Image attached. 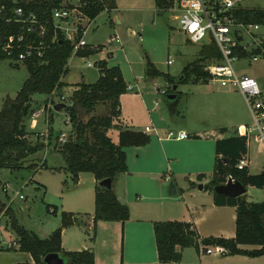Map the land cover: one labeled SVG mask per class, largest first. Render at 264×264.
<instances>
[{
    "label": "rangeland",
    "instance_id": "1",
    "mask_svg": "<svg viewBox=\"0 0 264 264\" xmlns=\"http://www.w3.org/2000/svg\"><path fill=\"white\" fill-rule=\"evenodd\" d=\"M243 3L248 6H263L264 0H244ZM114 4L117 7L116 10L99 13L95 21L91 23L87 38L89 43L90 41L104 43L115 30L120 35L123 48L115 50V58H109L108 64L119 65L128 85L134 87L132 91L127 90L129 94L123 98L122 105L128 111L140 109L143 114L137 119L138 122L143 126L144 124L154 126L160 136L159 139L165 137L167 131H176L178 127H185L201 135L206 131L217 132L219 126L223 124L222 116L215 117L209 115L210 113L206 115L204 111H211L214 109L213 106L216 110H220L227 102L234 105L239 103L238 96L232 95V99H227L228 91H234L232 87L201 80L180 83L177 88L181 93L176 104L178 113L172 115L169 111L166 93L171 89V84L166 76H179L183 66L191 62L195 56L197 57L201 46L190 43L185 34L179 31L178 21L175 18L178 12L174 10L177 7V0H173L169 6L160 9H156L155 0H114ZM117 19H119L118 22ZM96 25L100 28L94 31ZM261 29L264 31V25ZM128 30H133L135 35L131 36ZM147 59L163 74L148 78L145 74ZM168 59L172 60L171 64L167 63ZM87 60L88 58L70 57L66 64V72L62 76L64 86L53 96L52 94L50 96L34 94L31 97L32 110L26 119V124L29 127L30 120L36 118L34 114L40 113H38L41 115L38 118L39 128L43 132L39 133L43 135V137L40 136V141L44 145L43 149L27 159L25 168H0V208L3 207L4 212L9 208L6 215H3L0 209V264L19 262L23 259L22 255H18L14 250L18 247L17 245L9 247L10 243L15 242L16 237V232L10 225V215L16 219L18 225L33 231L40 238H47L60 226L62 212L76 213L80 228L76 226L75 221L69 225L72 229L67 232L65 239V247L69 248V251L80 248L83 237L87 235V226L83 222L88 213L93 212V194L95 193L93 174L82 172L79 181L74 183L65 168L64 155L57 151L60 142L53 137V134L58 132L66 133L67 137L70 131V125L65 121L66 108L56 110L55 105L58 103L67 105L75 84L93 83L99 76L96 66H86ZM205 64L207 65L208 62ZM235 66L241 70L240 72L250 76L256 75L264 68L261 61L249 63L247 66L245 61L240 59L235 62ZM83 69H86L84 73ZM28 76V68L22 62L0 59V110L6 98H15ZM165 90L167 92L162 93ZM50 99L55 104L52 107ZM156 101L157 108H155ZM143 102L149 108V114L145 109L143 111ZM108 111V104L101 103L97 105L94 113L103 115ZM46 112L48 120H46ZM49 128H52L53 134L47 130ZM116 129L112 127L109 130V135L114 141ZM150 135L152 143L146 149V158L141 160V163L138 160L136 164L133 159L131 167L152 170L142 175L135 174L131 178L126 198H135L136 194L139 197L151 194L150 196L158 197L147 200L150 205L157 209H172L177 212L183 207L180 191L171 194L170 184L176 182L177 186L184 190L193 183H196L194 185L196 189L202 185L205 186L211 180L214 169L212 144L207 140L190 142L187 139H181V141L167 139L166 142H159L154 132ZM31 138L34 139V136ZM206 138L210 139L209 136ZM163 145L167 149V156L170 157L167 164L161 151L164 150ZM250 152L253 160V163L249 164L250 173H260L264 153L258 150L256 144H251ZM159 155L161 163H159ZM138 165L142 166L138 167ZM27 166H31V169L26 168ZM40 168H42L40 171L34 170ZM156 169H171L173 175L162 177L161 171ZM198 175H202V181L199 180ZM114 181L117 187H122L126 191L124 174H119ZM160 182H164L161 188ZM162 196L166 198L162 200ZM243 197L252 202L264 200V188L248 186ZM47 204L57 207L56 214L49 212L52 207L47 208ZM107 255L109 258L118 257L119 259V252L117 253L115 249H109ZM261 256L263 257L258 256L251 264H264V255Z\"/></svg>",
    "mask_w": 264,
    "mask_h": 264
},
{
    "label": "trees",
    "instance_id": "2",
    "mask_svg": "<svg viewBox=\"0 0 264 264\" xmlns=\"http://www.w3.org/2000/svg\"><path fill=\"white\" fill-rule=\"evenodd\" d=\"M60 0H0V6L7 8L22 5L25 9L34 10L37 15L57 6ZM86 2L85 13L95 18L103 10L115 8L114 0H81ZM173 0H155L157 8L169 6ZM7 11H0V39L16 33L19 27L14 23H5ZM235 17L245 23H263L264 10L259 7L240 8L234 11ZM72 46L66 40L58 41L47 49L40 58L25 60L29 76L23 82L14 99L6 98L0 110V168L21 169L27 159L43 149L39 143V136L35 142L30 139V130L26 119L31 114V97L34 94L51 95L64 86L62 76L66 72V64L71 56ZM244 55L242 51L238 52ZM92 49H83L79 55L93 54ZM0 59H11L0 46ZM221 54L217 46L211 42L200 46L197 57L186 63L179 76L167 79L171 89L167 95L176 93V98L169 100L170 114H176V104L180 92L173 90L174 84L208 81V74L204 70L206 62L220 61ZM100 74L93 83H77L74 85L69 102L65 105L70 131L65 142L59 143L58 151L62 152L66 161V170L72 181L77 183L79 173L90 172L95 179L93 229L98 221H120L129 218V207L118 200L113 188L100 186L99 182L109 178L113 183L119 174L126 173L128 166L124 148L128 146H144L150 142L149 134L122 127L118 124L120 96L127 91L122 72L118 66L108 67L103 61L98 63ZM146 76L154 78L162 75L154 64L147 59ZM54 92V93H55ZM166 95V96H167ZM108 104L109 111L103 115L95 114L99 104ZM116 127L119 130L118 141L114 142L107 134L108 130ZM224 131L225 128H220ZM59 136L57 137L58 140ZM215 163L211 180L204 186L213 193L216 205H230L236 207V233L233 238L200 237L193 223L179 220L154 221L153 229L156 241L158 260L161 263L179 262L182 250L193 246L198 248L201 242L204 245L219 244L227 248L229 255H245L258 257L264 255V200L258 202L247 201L240 196L231 198L217 194L214 186L226 183L228 179L241 182L243 185L264 188V171L257 174L249 172L247 167L238 169L237 162L247 153L246 138L235 135L215 140ZM26 168L31 169V166ZM202 179V175H198ZM51 205L47 204V208ZM52 214H56L57 207L51 206ZM3 207H1L2 209ZM6 209L5 213H8ZM10 225L16 232L17 250L28 253L33 263L17 262L14 264H45L43 258L51 252L58 253L65 264H94V253L91 249L69 251L61 246L62 230L73 224L75 214L61 213V224L51 233V237L40 238L33 231L18 225L13 216ZM240 244L258 245V249H243Z\"/></svg>",
    "mask_w": 264,
    "mask_h": 264
},
{
    "label": "crops",
    "instance_id": "3",
    "mask_svg": "<svg viewBox=\"0 0 264 264\" xmlns=\"http://www.w3.org/2000/svg\"><path fill=\"white\" fill-rule=\"evenodd\" d=\"M242 5H243V8L259 7L263 9L264 7V5L263 6H259V5L248 6L244 3ZM116 9L117 7L115 6V8H112L110 10L105 9L102 12L105 11L109 13L110 11L116 10ZM96 17L93 18V22L95 21ZM118 21L119 19H117V22ZM110 22L112 23V21ZM95 27L96 29H94V31H97L100 28V26L98 25H96ZM128 32L131 36L135 35V32L133 30H128ZM260 32L264 35V31L262 29ZM114 34L118 35L119 41H114L115 44H113L114 42L108 44L107 39L111 35H114ZM87 35H86L87 43L89 45H99V48L97 52H94L93 54H90L85 57H80V58H88L89 61L91 60V61H96V62L103 61L107 64L108 67L118 66L123 75V71L119 65H109L108 64L109 58L110 59L115 58V55H114L115 50L118 48H123V41L120 35L116 32V30L106 39L104 43L91 42V41L89 43ZM71 57H74V56H71ZM85 71L86 69L82 70L83 73ZM98 72L100 74V69H98ZM123 78L125 80L124 75H123ZM125 82L128 85V82L126 80ZM128 86H131L133 90L134 87L132 85H128ZM233 90L234 91H228L229 93H228L227 99L228 100L232 99L231 98L232 95L238 96L240 98L239 103L234 105L232 103L227 102L225 103L223 107L220 108V110H216V107L213 106L215 110L212 109L211 111H204L206 115L210 113L209 115H212L215 117H219L220 115L222 116L223 124L219 126V128L217 129V132L213 130H209L213 132L206 131L204 132L205 134L201 135L198 132H194L189 129L187 130L185 127L176 128V130H185L189 134V137L186 138L187 141L192 142L195 140H207L211 142L214 160H215V150H214L215 140L228 138V137L235 136V135H242L243 128L250 122V115H249L248 107L242 95L234 88ZM54 94H52V96ZM128 94L129 93H127L126 91V93L120 96V105H119L120 113L118 117L119 118L118 124L121 125L122 127H128L133 130L143 131L144 129L143 127L148 124H144L143 126L137 120L141 118L143 114L142 111L136 108L128 111L125 108V106L122 105L123 98L127 96ZM157 104L158 102L156 101L155 108L158 107ZM142 108H143V111L145 109L148 114L150 113L149 108H147L144 102H143ZM38 113L39 112L34 114L36 117L35 119L33 118L30 120L29 130L31 132L30 139L35 142L36 137L39 136V143H41L40 136L43 137V135H40L39 132H43V131L41 128H39L40 121L38 118L41 115H39L40 113L39 114ZM47 115L48 113L46 112V115H45L46 120H48ZM130 115H133V116H130ZM220 128H225V130L221 131ZM47 130H49L53 134L52 128H49ZM109 130L107 132L108 135H109ZM61 134H63V132H58L57 134H53V137H56L57 139V137L58 136L60 137ZM118 134H119V130L116 129L115 141L111 137V139L114 142L118 141ZM31 136H34V139H32ZM149 136H150V142L144 146H128L124 148L125 153H126V162L128 166V171L126 173H123L125 177V182H126V191L122 187L120 188L117 187L115 181L112 183V188L114 192L116 193L118 200L122 203L127 204L129 207V218L124 222L103 221V220L98 221L96 224L95 230H94L93 229L94 194H95L94 193L93 194V212L88 213L85 219V222H83L87 226V235L83 237L81 241L82 246L80 248H77V250L91 249L94 253V264H251L253 260L257 259L258 257H249V256L239 255V254H236V255L203 254V255H200L197 251L198 250L197 248L190 246L182 250L181 261L172 262V263L159 262L158 255H157L154 229H153L154 221H165V220L187 221V222H191L194 224L199 236L202 238L209 237V236L233 238L236 233V207L230 206V205H221V206L216 205L214 203V197H213L212 191L209 189H205L204 185H202L199 189L198 188L196 189L194 186L196 185V183L190 184V186L184 190L183 188H180L179 186H177L175 182L174 184L175 189H176L175 193H177L178 190L180 191V197L182 200L181 202L183 204L182 205L183 207L177 212H175L172 209H166V210L157 209L153 207L152 205H150L147 200L149 199L152 200V199H155V197H158V196H150L151 194L149 196H141V197L137 196L136 194L135 198H126L128 196L127 193L129 192V187H130L129 185L131 182V178H133L135 174L142 175L146 171L152 170V169H144V168L135 169L131 167L132 165L131 163L133 159H134V163L136 164L138 160H140V163H141V160H144V158H146V155H147L146 149L152 143L151 135L149 134ZM203 136H205V139H203ZM206 136L207 137L209 136L210 139L206 138ZM161 138L162 139L158 138L159 142L168 141L165 137H161ZM246 144H247V141H246ZM251 144L253 143L247 144V153H246L250 165L253 163V160L250 154ZM163 148L164 150L162 149L161 151L163 153V157L167 160L165 161V164H167L168 159H170V157L167 156L166 154L167 149L165 145H163ZM129 150H131L130 153H128ZM159 163H161L160 155H159ZM263 164L264 162L261 165V171H262ZM140 166L142 165H138V167ZM250 167L251 166H249L248 168L249 172H250ZM41 169L42 168L34 169V170L40 171ZM158 171H161L162 177H168L170 176V174L173 175V173L171 172V169H162V170L160 169ZM81 173H79L78 181H79ZM161 181H164V180L161 179ZM159 185H160V188L163 187L164 182H160ZM143 198L145 200H143ZM164 198H166V196H162V200ZM1 210L3 212V215H6V213L3 211L4 208H2ZM74 214L76 217V222H75L77 224L76 226L80 228L79 217L78 215H76V213ZM70 227L71 226L66 227L62 230L61 246L64 250H69V248L65 247V239H66L67 232L70 229H72ZM72 227L74 228L75 226H72ZM15 240H17V236L15 237ZM238 247L251 250V249H258L260 246L240 244L238 245ZM109 249L110 250L115 249L117 253L119 252V259L118 257L109 258V256L107 255V252L109 251ZM14 250L18 253V255H22L23 257V259L20 260L19 262L28 261V262L33 263L32 258L28 253L18 251L17 248H15ZM261 257L263 256H260L259 258ZM14 263H17V261L12 262V263L8 262V264H14Z\"/></svg>",
    "mask_w": 264,
    "mask_h": 264
},
{
    "label": "built area",
    "instance_id": "4",
    "mask_svg": "<svg viewBox=\"0 0 264 264\" xmlns=\"http://www.w3.org/2000/svg\"><path fill=\"white\" fill-rule=\"evenodd\" d=\"M17 1L13 0L14 3ZM242 2L243 0H177L174 10L178 14L175 18L179 30L189 42L197 45L213 42L217 46L221 60L211 61L204 66L208 81L232 87L242 95L250 115V122L243 128L242 135L245 136L247 144H256L258 150L264 153V68L255 76H250L240 72L235 66V62L240 59L247 66L249 63L261 61L264 67V35L260 32L264 22L245 23L238 20L234 11L243 8ZM85 7L86 2L81 0H60L57 6L50 9L49 15L48 11L37 15L34 10L25 9L22 5L9 8L5 4L1 5L0 11L9 13L4 16V22L14 23L19 27L16 33L0 39L2 51L16 63L42 57L47 49L61 40L71 44V56L85 57L78 54L83 49L97 52L99 45H89L86 40L93 18L85 13ZM114 41H119L116 34L107 39L108 44ZM236 51L245 54L240 55ZM99 62L87 60L86 66L100 69ZM167 63L171 64L172 60L168 59ZM127 90H132V87L127 86ZM162 93H166V90ZM54 105L50 99V106ZM67 105L71 103L68 101ZM66 122L68 123V118ZM143 132H154L158 136L153 126H145ZM188 137L185 130H169L165 136L166 139L175 140ZM65 140L63 133L58 142L63 143ZM236 167H249L247 155L237 162ZM20 197L22 198L21 195ZM13 245L18 246L16 241L10 243L9 247ZM197 249L200 255L228 253L227 248L219 244L204 245L200 242Z\"/></svg>",
    "mask_w": 264,
    "mask_h": 264
},
{
    "label": "water",
    "instance_id": "5",
    "mask_svg": "<svg viewBox=\"0 0 264 264\" xmlns=\"http://www.w3.org/2000/svg\"><path fill=\"white\" fill-rule=\"evenodd\" d=\"M172 89L176 90L177 84H174ZM176 95H177L176 93H171V94H168L166 98L169 100H173L176 98ZM63 107H65L64 104L58 103L55 105L54 109L58 110L59 108H63ZM99 184L100 186L105 187L107 189L112 188V182L109 178L100 181ZM175 191L176 189L174 187V184L171 183L170 193L174 194ZM214 191L220 195H225L231 198H236V197L243 196L247 191V187L237 180L228 179L226 183L214 186ZM74 221L76 222V217L74 218ZM49 237H51V235ZM43 262L45 264H65L64 259L56 252H51V253L46 254L43 258Z\"/></svg>",
    "mask_w": 264,
    "mask_h": 264
}]
</instances>
